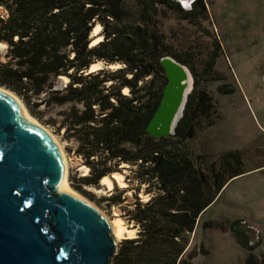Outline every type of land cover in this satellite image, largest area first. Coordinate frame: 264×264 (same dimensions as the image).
I'll return each instance as SVG.
<instances>
[{
  "label": "trees",
  "instance_id": "1",
  "mask_svg": "<svg viewBox=\"0 0 264 264\" xmlns=\"http://www.w3.org/2000/svg\"><path fill=\"white\" fill-rule=\"evenodd\" d=\"M131 1L133 7L125 0H0L5 12L0 15V44L7 45L6 60H0V87L14 92L38 119L34 98L44 95V104L71 105L62 114L60 129L77 142V153L91 169L82 184L98 186L127 164L138 193L142 185H153L155 196L147 202L137 197L133 209H127L128 221L139 227L138 236L120 243L111 264H186L197 255L187 252L189 235L223 187L244 174L242 161L229 152L219 167L206 166L191 150L195 109L199 112L206 101L202 96L198 106L193 103L195 88L175 135L155 139L146 132L167 83L160 59L173 56L183 63L159 30L161 11L190 21L206 17L207 8L203 0L191 10L176 0ZM96 25L102 27V41L91 46ZM98 61L121 67L86 73ZM125 88L129 94L123 93ZM108 200L120 205L126 198L116 190ZM239 223L232 231L248 250L245 264H264V255L252 253L258 244L250 245L236 229ZM203 228L223 230L212 221Z\"/></svg>",
  "mask_w": 264,
  "mask_h": 264
},
{
  "label": "rangeland",
  "instance_id": "2",
  "mask_svg": "<svg viewBox=\"0 0 264 264\" xmlns=\"http://www.w3.org/2000/svg\"><path fill=\"white\" fill-rule=\"evenodd\" d=\"M125 1L133 7L131 0ZM203 2L207 16L190 21L163 9L159 30L169 50L193 75V103L198 106L201 97L206 98L202 112L195 109V136L188 141L191 150L202 156L206 166L216 167L226 153L236 152L244 174L231 179L202 213L199 226L189 235L187 248V252L195 251L197 255L186 264H245L248 250L237 243L232 231L237 221H240L237 230L242 222L258 230V245L252 253L258 257L264 255V0ZM0 15H5L4 10L0 9ZM6 46L0 45L2 61L6 60ZM208 64L213 65L212 69L207 68ZM44 99V95L32 99L33 109L41 119L34 117L62 144L68 160L69 186L108 219H122L128 230H134L126 231L117 241L119 249L124 239L136 238L139 232V227L128 221L127 209H133L137 197L141 202L150 200L155 196V189L153 185L151 188L142 185L138 193L139 184L133 179V170L125 165L118 172L124 177L125 188L115 184L108 191L101 182L98 186L82 184L81 179L89 176L91 169L77 153V142L60 129L62 114L71 105H47L42 102ZM115 189L124 193L123 204L113 205L108 200ZM207 221L222 226L224 231L204 229L203 223Z\"/></svg>",
  "mask_w": 264,
  "mask_h": 264
},
{
  "label": "water",
  "instance_id": "3",
  "mask_svg": "<svg viewBox=\"0 0 264 264\" xmlns=\"http://www.w3.org/2000/svg\"><path fill=\"white\" fill-rule=\"evenodd\" d=\"M176 1L189 10L194 0ZM101 63L100 69H117ZM160 63L167 83L146 128L155 139L175 135L194 87L184 64L172 56ZM18 98L0 87V264H111L118 242L108 220L88 200L61 190L62 152L45 128L28 120ZM238 230L250 245L258 242L256 228L242 222Z\"/></svg>",
  "mask_w": 264,
  "mask_h": 264
},
{
  "label": "bare ground",
  "instance_id": "4",
  "mask_svg": "<svg viewBox=\"0 0 264 264\" xmlns=\"http://www.w3.org/2000/svg\"><path fill=\"white\" fill-rule=\"evenodd\" d=\"M189 2L190 0H184V4L185 5H189ZM101 26L100 25H96L92 31V36L93 37V40H92V43H91V46H94V45H97L99 42L102 41V37L99 36V32L101 31ZM2 46H6V44H0ZM7 47V46H6ZM102 67V63L101 62H97V63H94L92 64V70L96 71V70H99L100 68ZM113 68H118V67H121V64H116L115 66H112ZM62 80V79H61ZM63 80L65 82L68 81L67 78L63 77ZM129 90L127 88H125L123 90V93L124 94H129L128 93ZM20 100V104L22 105V108H23V111L25 113V116L28 118V120H30L31 122H33L34 124L36 125H39L43 128H45L49 134L52 136V138L54 139V141L57 143V145L59 146L61 152H62V155H63V159H64V163H65V168H66V172H65V179L61 185V190L63 191H66V192H69L81 199H84L81 195H79L76 191H74L70 186H69V182H68V160H67V156L64 152V149H63V146L62 144L59 142L58 138L52 134L50 132V130H48L45 126H43L34 116H32L29 111H28V108L25 106V104L22 102V100L20 98H18ZM125 166H128L127 164H123ZM88 170V169H86ZM114 180V181H113ZM101 185H103L108 191H112L114 189V185L115 184H118V186L120 188H125L127 185H126V182L124 181V177L121 173H118V172H115L109 176H105L101 179ZM145 198H147V196H145ZM149 198V197H148ZM85 201H87L86 199H84ZM147 200V199H146ZM88 202V201H87ZM92 204V203H91ZM93 205V204H92ZM94 206V205H93ZM104 216L105 218L108 220L111 228H112V232L115 236V239L116 241H120L121 238L124 237L125 235V232L128 231V232H133L131 230H128L125 226V223L122 219H115V220H110L107 218V216L102 212L100 211ZM134 234V233H133ZM132 234V235H133ZM132 238H134L132 236Z\"/></svg>",
  "mask_w": 264,
  "mask_h": 264
},
{
  "label": "flooded vegetation",
  "instance_id": "5",
  "mask_svg": "<svg viewBox=\"0 0 264 264\" xmlns=\"http://www.w3.org/2000/svg\"><path fill=\"white\" fill-rule=\"evenodd\" d=\"M197 1H198V0H195V1L192 2V7H191V9L194 8V5L197 3ZM246 236H247V235H246ZM247 238H248V242H249V237L247 236Z\"/></svg>",
  "mask_w": 264,
  "mask_h": 264
},
{
  "label": "crops",
  "instance_id": "6",
  "mask_svg": "<svg viewBox=\"0 0 264 264\" xmlns=\"http://www.w3.org/2000/svg\"><path fill=\"white\" fill-rule=\"evenodd\" d=\"M199 226V225H198Z\"/></svg>",
  "mask_w": 264,
  "mask_h": 264
}]
</instances>
